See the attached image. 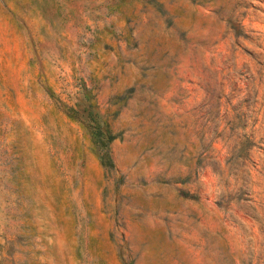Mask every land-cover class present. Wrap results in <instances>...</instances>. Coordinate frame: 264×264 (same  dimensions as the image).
<instances>
[{"label":"rangeland","instance_id":"rangeland-1","mask_svg":"<svg viewBox=\"0 0 264 264\" xmlns=\"http://www.w3.org/2000/svg\"><path fill=\"white\" fill-rule=\"evenodd\" d=\"M0 264H264V0H0Z\"/></svg>","mask_w":264,"mask_h":264},{"label":"trees","instance_id":"trees-1","mask_svg":"<svg viewBox=\"0 0 264 264\" xmlns=\"http://www.w3.org/2000/svg\"><path fill=\"white\" fill-rule=\"evenodd\" d=\"M98 141L102 147V151L100 153V161L104 166H113V159L111 156L109 143L115 137L110 131L103 132L99 130L98 132Z\"/></svg>","mask_w":264,"mask_h":264}]
</instances>
